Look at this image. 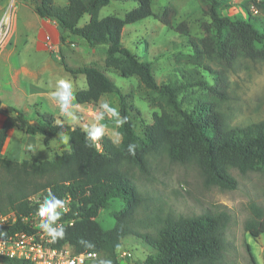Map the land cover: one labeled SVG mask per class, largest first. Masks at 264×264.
Segmentation results:
<instances>
[{"label":"trees","instance_id":"1","mask_svg":"<svg viewBox=\"0 0 264 264\" xmlns=\"http://www.w3.org/2000/svg\"><path fill=\"white\" fill-rule=\"evenodd\" d=\"M31 1L39 17L56 24L61 43L69 36H78L92 48L104 47L105 69L91 64L71 66L61 52L58 60L72 76L83 74L85 77L86 87L73 94L77 103L97 104L101 96L114 93L118 97L120 117H127V122L117 125L119 142L103 134L98 139L100 149H97L87 137L91 131L80 124L56 122L51 114H38L41 123L30 124L22 111L6 107L8 115L0 127V214L10 209L15 219L0 229V235L28 229L22 218L39 211L50 189L57 198L68 199V211L58 221L72 222L63 225V237L52 238V245L56 248L70 245L75 251L96 254L82 264H99L101 259H110L112 264H225L224 229L229 219L226 211L188 216L169 214L153 226L149 224L153 232H141L133 224L144 197L129 179L124 166H134L147 173L148 156L164 153L171 162L195 164L206 186L232 190L237 181L230 169L241 174L264 172V119L225 127L222 114L216 108L217 100L223 95L220 77L218 72L212 71L214 84L199 82L209 94L191 108H183L178 96L186 84L157 83L151 63L140 59L121 43L123 27L147 17H154L172 28L170 18L174 7L171 4L155 14L151 0H132L137 5L122 17L100 18L99 10L111 0H67L65 6L57 5L54 0ZM198 2L201 13L209 17L208 22L201 23L203 36L190 37L184 22L173 27L189 36L187 42L192 53L185 55L186 60L200 66L203 60L212 59L226 68L238 56L264 61V20L258 14L264 16V0L238 4L229 0ZM249 2L257 13L249 8ZM83 15H88V21L79 27L77 23ZM109 69L122 77H138L145 89L158 94L161 112H153L152 123L144 126L142 136L135 132L129 115L133 109V105L127 103L129 94H123L106 75L105 70ZM12 127L31 135L65 134L69 137L68 149L56 153L50 160L6 159L1 149ZM129 143L137 145L135 155L127 151ZM114 199L121 200L123 205L113 213L114 224L108 228L96 217L100 209L107 208ZM249 207L252 218L245 222V229L257 238L264 233V209L254 203ZM127 236L135 237L149 251L143 260L121 263L117 259L116 251ZM82 241H89L94 247L89 248ZM0 262L34 264L9 257H0Z\"/></svg>","mask_w":264,"mask_h":264},{"label":"rangeland","instance_id":"2","mask_svg":"<svg viewBox=\"0 0 264 264\" xmlns=\"http://www.w3.org/2000/svg\"><path fill=\"white\" fill-rule=\"evenodd\" d=\"M56 1L60 3L61 0ZM229 1L238 4L246 0ZM169 4L174 7L170 18L172 26L184 22L190 37L201 38L204 34L201 23L208 22L209 17L201 13L198 0H151V9L158 14ZM250 4L249 2V8ZM136 5L132 0H111L99 10V17H122ZM258 14L264 20V16L259 12ZM87 21L88 15H84L78 23ZM173 27H167L154 17H147L125 25L121 43L140 59L151 63L157 83L186 84L178 96L183 108H191L209 94L210 91L199 82L214 84L212 72H218L223 95L217 100L216 108L222 114L225 127L242 126L264 119V61L238 56L228 68L212 59L203 60L200 66L194 65L185 58V55L192 53L187 42L189 36L175 31ZM64 50L68 49L64 47ZM85 58V55H69L68 61L72 66H81L86 63ZM105 73L123 94H129L127 103L133 105L129 115L135 132L142 136L144 126L152 123L153 112H161L158 94L145 89L136 76L122 77L110 69ZM115 96V99L109 101V105L118 109V97ZM74 111L81 113L72 108L69 121H77ZM82 117L88 123L83 125L84 128L92 131L94 126L102 124L103 134L118 142L115 118L105 115L103 120H96L83 113ZM40 151V159H43L42 153L47 156L44 159H51L49 149L43 147ZM147 168V173H142L134 166H124L129 179L144 197V202L134 215L135 229L153 232L149 224L152 225L169 214L188 216L224 210L229 215L224 229L227 250L225 264H264V233L254 238L245 229V222L252 218L249 205L254 203L264 209V172L250 171L241 174L236 169H230L237 186L228 190L206 186L195 164L171 162L164 153L149 155ZM122 205L119 199L111 200L107 208L100 209L96 220L101 221L105 227H112L113 213L122 208ZM10 211L8 209L6 213ZM116 252L121 263H133L143 260L149 251L135 237L127 236Z\"/></svg>","mask_w":264,"mask_h":264},{"label":"crops","instance_id":"3","mask_svg":"<svg viewBox=\"0 0 264 264\" xmlns=\"http://www.w3.org/2000/svg\"><path fill=\"white\" fill-rule=\"evenodd\" d=\"M54 1L59 6L67 4V0H61L60 3ZM1 15L6 16L8 32L0 46V100L3 104L0 108V127L8 115L5 112L8 106L22 111L30 124L41 123L38 114H51L56 118V122L62 120L68 124L83 126L88 123L83 120L82 113L86 115L88 108H93L98 115L104 111L99 108L100 103L106 100L110 103L112 98L115 99L116 94L114 93L101 96L97 104L77 103L73 98L71 109L75 108L81 113L74 111L73 115L77 121H69V116L61 112L59 102L51 96V92L55 90L56 81L60 78L72 84L73 94L78 89H84L86 81L83 74L72 76L67 72L57 59V52H62L69 65V55L75 57L85 55V64L105 69L104 47L92 48L78 36H69L64 43H61L56 24L39 17L34 11L31 0H0V17ZM84 24L77 23V26L81 27ZM64 47L68 50L65 51ZM61 134L45 136L36 133L31 135L21 128L12 127L7 131L1 149L2 156L13 161L50 160L44 159L47 156L43 153V159H40V149L43 147L49 149L50 158L56 153L67 150L68 143L61 141ZM117 139L119 142V134ZM111 140L114 141L112 138Z\"/></svg>","mask_w":264,"mask_h":264},{"label":"built area","instance_id":"4","mask_svg":"<svg viewBox=\"0 0 264 264\" xmlns=\"http://www.w3.org/2000/svg\"><path fill=\"white\" fill-rule=\"evenodd\" d=\"M250 8L254 13H257L253 5H250ZM5 18V15L0 17V46L8 32ZM86 115L96 118L97 111L88 108ZM92 142L97 149H100L99 140H92ZM63 200L67 206L68 199ZM56 211H60V209ZM14 219L15 216L12 211L0 214V229L4 228L9 222L14 221ZM47 219V217H40L39 211H37L31 216L22 218V221L28 225V229H20L7 235H0V257L24 259L34 264H82L85 260L96 257L94 252L75 251L70 245H64L60 248L54 247L52 237L39 226L42 222H47ZM56 224L70 225L72 222L64 220L57 221ZM55 226L53 225V227Z\"/></svg>","mask_w":264,"mask_h":264},{"label":"clouds","instance_id":"5","mask_svg":"<svg viewBox=\"0 0 264 264\" xmlns=\"http://www.w3.org/2000/svg\"><path fill=\"white\" fill-rule=\"evenodd\" d=\"M51 96L58 100L59 108L63 114L66 116H71L72 100L74 98L72 92V84L63 78L56 81L55 90L51 92ZM100 108L104 111L100 112L96 120H103L105 115H109L110 118H115L117 125H123L127 122V117H120L119 111L115 107H111L107 101L100 103ZM103 135V125L94 126L91 132L87 133V137L91 140L96 141ZM62 142L67 144L69 137L62 135ZM137 145L135 143H129L127 146V151L131 155H135ZM60 209V211H56ZM68 211L66 202L60 198L53 195L52 191L49 189L47 196L45 197V203L40 205L39 216L47 217V222H42L39 226L44 229L52 238L55 240L57 237H63L64 228L63 225L56 224L64 212ZM53 225H56L53 227ZM87 247L91 248L94 245L89 241H82ZM99 264H112L110 259H101Z\"/></svg>","mask_w":264,"mask_h":264},{"label":"water","instance_id":"6","mask_svg":"<svg viewBox=\"0 0 264 264\" xmlns=\"http://www.w3.org/2000/svg\"><path fill=\"white\" fill-rule=\"evenodd\" d=\"M3 107V104H0V108H2Z\"/></svg>","mask_w":264,"mask_h":264}]
</instances>
